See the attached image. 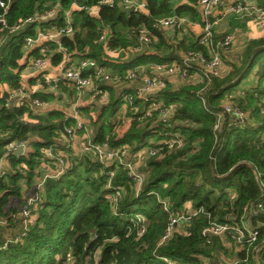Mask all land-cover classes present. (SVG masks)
<instances>
[{"label":"trees","instance_id":"obj_1","mask_svg":"<svg viewBox=\"0 0 264 264\" xmlns=\"http://www.w3.org/2000/svg\"><path fill=\"white\" fill-rule=\"evenodd\" d=\"M5 1L9 3L8 7H0V12L6 11L8 28L5 35L10 38L3 46L6 48L0 59V83H8L17 89L21 87V72L25 68L22 60L26 53V38L36 36V25L44 28L48 24L35 21L23 25L24 21L37 12L60 6L61 10L52 22L55 28H61L66 24L63 13L73 3L94 6L100 0ZM141 1L146 2L147 12L139 10L127 14L118 3L114 6L101 5L98 16L86 10H76L73 12V36L63 35L58 40L47 41L43 46H47L49 52L41 54V47H37L28 56L49 55L56 65L63 61L65 53L69 56L83 53L102 64L112 65L101 56L104 48L98 39L104 27H109L108 43L114 49L132 44L135 40L133 29L141 24L151 27L158 18L176 14L203 22L198 0ZM15 26L21 27L13 33L9 32ZM154 32L159 36V42L152 50L156 54H142L126 67L149 60L156 63L179 60L163 32L158 29H154ZM192 39L186 51L196 50L207 54L206 47L199 43L198 38ZM59 46L63 50H59ZM86 46L92 51L86 53ZM163 48H166L167 54L160 57ZM245 60L242 66L234 65L227 75L213 78L207 89L208 103L217 111L222 107L226 94L247 77L254 67L258 68L257 85L246 92L245 96L240 95L236 99L248 113L249 121L233 123L227 117L220 131L215 173L225 175L237 164L248 163L238 167L230 179L221 181L214 177L210 156L215 145L213 126L216 117L205 110L197 96L200 85H185L174 90L168 87L162 93L163 98L167 103L177 104V116L170 124L161 123L151 128L153 120L147 119L142 123L132 120L129 130L121 138L111 136L108 139L111 147L128 144L132 152H136L152 137L162 139L159 133L165 130H178L187 137L183 148H171L164 143L155 146L158 149L157 155L149 156L141 167L145 180L140 193L137 195L135 183L128 171L120 167L113 183L122 186L125 192L117 203L119 213L115 214L108 198L111 189L107 186V172L111 167L90 155L83 159L72 156L69 159L71 166L64 174L49 176L44 180L43 190L36 191L41 200L35 211V223L27 228L24 227V216L21 213L27 198L23 197L20 181L24 178L30 181L37 174L35 169L42 159L47 158L42 148L52 145L64 148L58 139L62 136L59 121L64 119V113L49 111L47 116L41 117L43 124L33 126L24 119L25 114L35 117L32 104L21 100L20 105L16 102L7 105L6 99L10 94L0 92V163L9 143L26 142L34 132L41 138L34 142L35 149L29 154L18 156L12 153L6 156L10 169L4 176H0V222H6L5 225L0 223V264H69L71 260L73 264H168L163 258L176 260L179 264H202V255L214 257L224 247L228 248L224 238L216 236L208 243L202 236L201 231L208 222L206 216L184 222L190 224L188 234L175 232L168 241L159 245L169 214L163 210L155 192L158 190L169 198L172 211L177 213L184 209L187 201H192L194 207L202 206L212 211L219 221L230 218L239 223L247 211L246 207L260 198L261 188L256 170L261 173L264 181V141L260 136L264 132V114L259 106L264 100V38L250 42ZM103 87L108 91L111 89V85ZM34 97L40 100L51 98L41 92H36ZM114 112L111 110V114ZM182 120L191 124H182ZM252 120L259 124L254 125ZM63 124L69 128L74 123L64 120ZM108 127L109 132L112 131L111 125L101 127L97 136H94L96 142L107 139ZM230 187L237 191L235 199L229 195ZM136 213L145 215L148 226L146 233L141 236L138 235L139 224L132 220ZM257 217L264 220L262 214ZM10 227L11 233L7 235ZM17 238L20 240L16 241ZM256 245L262 246L261 256H251L247 264H258V260H264V228L260 231ZM99 251L100 256L97 257ZM244 257L245 250L239 249L236 258Z\"/></svg>","mask_w":264,"mask_h":264},{"label":"built area","instance_id":"obj_2","mask_svg":"<svg viewBox=\"0 0 264 264\" xmlns=\"http://www.w3.org/2000/svg\"><path fill=\"white\" fill-rule=\"evenodd\" d=\"M123 2L126 6H135V11L139 10L148 11L146 2L141 0H100L94 6L80 5L73 3L71 8L64 11L63 15L66 24L61 28H56L55 31L45 34L41 29L36 36H29L26 38V47H31L39 43L43 38L48 41L58 40L63 35L73 36L75 33V27L73 24V12L76 10H86L89 13H96L97 15L101 5L114 6L116 3ZM8 4L5 0H0V7L7 8ZM198 7L202 13L203 22L192 20L189 17H180L176 14H172L166 17L155 19L152 26L147 24H141L132 31L134 42L124 47L110 48L109 47V31L103 30L98 41L103 44L104 52L107 55L118 56L121 53L125 54H145L154 49V46L159 42V36L154 32V29H158L163 32V35L167 37V30L174 28L178 33L187 30V26H201L202 34L198 37V41L201 45L207 49V54L203 51L190 50L181 55L179 60L174 62H159L150 63L149 69L143 71L142 66H135L128 68L123 75L112 74L108 71L107 66L101 64L96 59L90 57L81 58L79 63L68 62L66 66H63L62 76L60 79H46L41 80V85H48L49 87H57L61 80H66L70 83L78 93H82L86 88L91 87L94 90L95 96L98 99L105 102L109 97V92L103 86L118 83H132L135 87V92L129 93L124 96V106L126 109L118 113L113 120L114 129L117 130L126 126L129 120H136L140 123L145 120H153L151 128L158 125H168L177 116V104L167 103L163 98V91L169 86V77L176 75L181 80H187L192 75H197L199 78L200 88L197 91V96L202 102L205 110L213 114L216 119L213 126V132L215 135V145L210 156L213 172L217 168L218 163V144L220 139V131L222 130L225 118H229L233 123V116L243 119L247 113L236 101L225 103L219 110H213L208 103L207 89L209 88L211 81L215 77H221V69L224 66V53L231 49L234 44V34L232 32L226 33L223 36H219L217 32V25L230 14H239L241 16H249L255 26L262 31L264 38V0L261 2L256 0H198ZM60 6H55L44 12H37L33 16L26 19L23 23L27 24L35 21H45L54 19L60 11ZM22 25V26H23ZM21 26H15L10 29L9 32L13 33ZM8 28L6 11L0 12V49L8 41V35H5ZM178 35V34H176ZM168 38V37H167ZM42 53L48 52L47 46H41ZM59 50H63L59 46ZM66 54V53H65ZM51 60L49 55L37 57L32 60V67L34 69L43 68ZM87 70H90L87 72ZM21 87L11 91L9 97L6 99L7 105L21 101L22 98L19 95ZM246 92H242L241 96H245ZM20 103V102H19ZM33 103L38 106H43L44 102L37 99ZM262 111L264 112V101L261 104ZM79 110L77 106L74 108V117L78 119ZM127 118L129 120L127 121ZM178 122V121H176ZM182 124H191L187 120H182ZM78 131H84V135L78 139L76 145L77 157L93 156L96 160L101 162L107 167H111L108 174L107 186L111 189L108 194L109 200L113 204V210L116 212L117 203L122 196L123 187L114 185L113 180L117 175V171L120 167L128 171V175L134 181L136 186L137 195L140 193L145 180V173L137 165L135 160L137 152H132L131 146L123 144L118 147H111L109 138L102 142H96L95 137L90 134L88 126L81 120H77L75 126L66 128L69 139V146L73 147L74 137ZM163 138L161 143L168 144L171 148H183L187 143L186 136L176 130H165L159 133ZM196 140H194V143ZM26 142L17 143L11 142L7 146L5 156L0 163V176H4L8 170L3 165L4 160H7L6 156L15 152V150ZM141 147H145L142 145ZM149 156H155L158 153V149L153 147L149 148ZM195 150V146L194 149ZM42 152L51 159L56 158L59 162L60 169L57 171V175L60 176L71 166V163L65 156L57 150L56 146H49L42 148ZM133 156V157H131ZM50 175H46V178ZM256 177L261 188V196L258 200L251 202L247 207V211L241 218V223L234 219L227 218V221H219L212 211L205 209L204 207H194L191 210L186 208L181 212L172 211V202L169 198L161 197V193L155 192L158 195L159 202L161 203L163 210L169 214V221L164 234L161 237L159 245L168 241L176 232V228L182 225L186 221H191L193 218L200 216L207 217V224L202 229V236L206 238L208 243L212 242V239L219 236L224 239H228L236 244L241 250H245L244 258H234L224 262V264H247L251 256L257 257L261 251L262 246L256 245L259 240L260 231L264 228V220H259L257 215L262 214L264 216V181L261 178V173L256 170ZM44 178V180L46 179ZM44 180L39 186H42ZM231 199L237 197V191L234 188L228 189ZM41 197L38 193H33L27 197L21 213L24 216V227L27 228L33 225L36 220L35 211L39 205ZM255 217V223L249 224V217ZM134 223L139 224L138 235L141 236L147 231L146 217L143 214H135L132 219ZM17 238L16 241H19ZM168 264H179L178 261L168 258H163ZM73 260L69 264H73Z\"/></svg>","mask_w":264,"mask_h":264},{"label":"crops","instance_id":"obj_3","mask_svg":"<svg viewBox=\"0 0 264 264\" xmlns=\"http://www.w3.org/2000/svg\"><path fill=\"white\" fill-rule=\"evenodd\" d=\"M256 1L261 2L262 0H256ZM93 14H96V13H92L91 15H93ZM93 16H98V14L93 15ZM243 17H245V16H241L239 14H230V15L226 16L216 27L217 32H219V34H221L219 36H223L224 34L230 33V32H232L234 34L233 46L231 47L230 50L225 51V53H224V57H223L224 58V66L221 69V74H222L221 76H225L231 71L230 68L227 69L228 68L227 61L231 59L232 56H230V55H231V53H233V50H235L236 43L237 42L239 43V41H241L243 39H247V37H248L247 33L242 38H241V36H239L236 33V28L239 27V24H240L237 21H239ZM247 17H249V16H247ZM52 20L53 19L41 21V22H44V24L48 23L44 26V28L40 25H36V30H37L36 33L38 34V32L41 29H43V32L44 31L46 32L45 34H48L49 32L55 31L56 28H55V25H53L54 22H52ZM248 25L251 28H253L252 29V31H253L252 35L255 36L254 37L255 39L263 38L262 31H260L255 26V24L250 19V17H249ZM186 29L187 30L179 32V33H178L177 29H174V28L167 30V32H168L167 37L168 38L166 37L165 40L167 41L168 45H171V47L172 46L174 47V48L173 47L172 48L175 49V52L177 53V56H179V59L181 58V55L186 52V50H187L186 47L188 45H190V41L193 40L192 38H194V37H195V39L198 38L202 34V31H203L201 26H187ZM103 30L109 31V27H104ZM176 34H178V35H176ZM47 41H48L47 39L43 38L39 43H37L31 47H25L26 53H25V56L22 60V63L25 64V68L21 72V80H20L21 91H19V95L22 98V100L29 101L32 104V107L35 111L34 112L35 117H32L28 114H25V116H24L25 121L29 122L33 126L43 124L41 117L47 116V113L49 111L58 110V111H61L64 113V119L62 120L63 122H64V120H68L71 123H74L72 126H75L77 120L79 119V120L83 121L86 126H88L89 132L93 136H97L98 131H100L101 127L106 126V125H108V126L111 125L112 131L109 132V127H108V132L106 133V138H110L111 136H117L118 138H121L129 130V128L132 124V120H129V118H127V121L128 120L129 121L127 122L126 126L119 128L117 130L114 129L113 120L115 119V117L117 116L118 113H121L126 109V106H124L125 102H124L123 98L125 95H127L129 93L135 92L134 85L132 83H128V82L124 83L123 82V83H118L119 85L115 84L114 86H111L110 91H108L109 97L107 100H105V102L99 100L98 96H95L94 90L91 87L86 88L82 93L79 94L78 91L70 83H68L66 80H61L59 82V85L55 88L49 87L46 84L41 85L39 83V81H41V80H46L49 78L50 79H60L62 76V71H63L62 67L66 66L68 64V62L79 63L81 58L88 57V56H85L83 53L82 54L80 53V54H77L74 56H71V55L69 56L68 54H65L63 61L59 64L55 65L52 63V60H50L49 63L47 65H45L43 68L34 69L31 64H32V60L37 58V57H29L28 55H29L30 51H32L34 48L41 47ZM40 51L42 54L41 49H40ZM90 51H92L90 49V47L86 46L85 52L88 53ZM48 52H49V50H48ZM50 52L53 53L54 50H50ZM152 52L156 54V52H154V51H150L147 53H152ZM166 54H167L166 48H163L161 53H159V56L164 57ZM101 56L105 62L112 63V65L104 64L105 66H107L108 71L112 74H118V75L125 74L126 70L128 68H132L135 66H142L143 71L148 70L149 69L148 65L150 63L156 62V61L149 60L145 63L137 64V65L131 66V67H126L130 61H133L136 58L140 57V54L121 53L118 56H115V55L110 56V55L105 54V52L102 51ZM172 62H174V61H172ZM237 64L240 65L239 62H237ZM246 67H247V64H246L245 68ZM257 70H258V68L256 66L250 72H254L257 75ZM88 71H90V70H87V72ZM253 77L254 76H252V78ZM258 78L259 77L257 75V80L255 81V83H256L255 86L258 83ZM199 84H200L199 78L195 74L192 75L187 80H181L178 76L173 75V76L169 77V86L168 87H171L172 90H174V89L181 88V86H185V85H198L199 86ZM13 90H15V89H13L8 83H6V84L0 83V92L1 93H3V94L4 93H10ZM248 91H250V90H248ZM248 91L242 90L240 92V95L242 92H248ZM36 92H41L47 96H51V98L49 100H45V99L41 100L44 102L43 106L35 105L33 103V101L37 100V97L36 98L34 97V94ZM240 95H239V97H240ZM231 97H233V96H231ZM226 98L227 97H225L224 100H226ZM224 100H223L222 104L232 102V100H230V99H228L226 101H224ZM114 101H117V102H114ZM263 101L261 103H263ZM16 103L18 105L21 104V102L19 103V101ZM76 106L79 110L78 119L74 117V108ZM259 106L261 109V113L264 114L260 104H259ZM111 110H115V112L113 114H111ZM245 118H247V121H243V123H246L249 121L248 113H247ZM251 122L254 125L259 124V122H257L256 120H252ZM63 126H64V124H63ZM64 128H65V132L62 131V129H61L62 136H60L58 138L60 140V143L64 145V148H61V149L57 148V150L62 154V156H65L66 159L69 161V159L71 160L72 156H74V157L78 156V155H75L76 145H77L78 139L84 135V131H78L77 132L76 136L74 137V145L75 146L70 147L69 146V143H70L69 139H71V137L68 136V134L66 132V127H64ZM37 134L38 133H36V132L31 133L30 139L28 141H26V144H24L25 148H26V153L23 155H27L30 152L34 151V149H35L34 142L41 140V138ZM260 136H261L262 140L264 141V132H262L260 134ZM161 140L162 139L159 137H156V136L152 137L151 139H149V141L147 142L145 147H140L136 151L137 156H136L135 160L137 161V165L140 168L145 165V163L148 159V154H149V150H150L149 148H153L156 145L161 144ZM83 157L81 159H83ZM131 157H133V156H131ZM3 165L6 168L10 169V164H9L8 160H4ZM59 169H60L59 162L56 158L51 159V158L47 157L46 159H42L41 164L39 166H37V168L35 169L37 174L34 175L30 181L27 180V178H24L20 181L21 192L23 194V197L27 198V197L31 196V194L35 193L38 189L43 190L44 183L42 186H39V185L44 180V178H46V175H50V176L52 175V176L58 177L57 171ZM215 174L216 173H214V175ZM156 192H158V190ZM36 193H38V192H36ZM39 196H40V194H39ZM161 197H164V195L161 194ZM185 206H186V208H188L190 210L192 208H194V204L192 201H187L185 203ZM19 217H20V215H18V218ZM254 219H255V217H252V216L249 217L248 220H249L250 225H253ZM0 223H1V225L6 224V222H3V221ZM186 225H187V227H186ZM189 226H190V224L188 222L185 224L183 223L182 225H179L176 228V232L181 233V234H188ZM18 229L20 231V227H18ZM11 230L12 229L10 227L7 230L6 234L9 235L11 233ZM224 244L226 246L230 247V242H228V239H224ZM234 245L238 248V250L240 249L236 244H234ZM99 256H100V251H99L97 257H99ZM218 256H219V254L214 256V257L208 256V255H205V256L202 255L201 256L202 264H224V262H226V259L220 258V257L218 258ZM259 256H261L260 252L258 253L256 258H259ZM262 259H264V258H262ZM263 261L258 260L257 262H258V264H264Z\"/></svg>","mask_w":264,"mask_h":264},{"label":"rangeland","instance_id":"obj_4","mask_svg":"<svg viewBox=\"0 0 264 264\" xmlns=\"http://www.w3.org/2000/svg\"><path fill=\"white\" fill-rule=\"evenodd\" d=\"M237 22H239L240 24H239V27L236 28V33L239 36H241V38L244 37V35L247 33L248 37H247V39H243V40L239 41V43L238 42L236 43V48H235V50H233V53H231V55H230L232 57L230 60L227 61V66H228L227 69L230 68V70L234 65H239V64H237V62H239L240 65H243L245 63V61H246L245 59H246V55H247V47L250 44V42L255 39L254 38L255 36L252 35V32H253L252 29L253 28H251L248 25L249 17L245 16ZM44 33H46V32L44 31ZM5 48L6 47H3L1 52H0V59L4 54ZM248 75L249 76L243 78L240 81L241 84L240 83H239V85L237 84L236 85L237 87H235L232 91H230L229 93L226 94V97H227L226 100L230 99L232 101H234V100L236 101V99L239 97L240 92L242 90L248 91V90H252V88L255 87V84H256L255 81L257 80V75L254 72H250V74H248ZM252 76H254V77L252 78ZM231 96H233V97H231ZM226 100H224V101H226ZM124 192H125V190L122 191V195L124 194ZM220 205H222V201H220ZM118 213H119L118 210H116L115 214H118ZM138 214H143V213H138ZM134 216L135 215H133V218H134ZM143 216H145V215L143 214ZM186 227H187V225H186ZM229 242H230V247H228V248L224 247V250H222V252L219 253L218 258L219 257L224 258V259H226V261H228V260L234 259L236 257V255L238 253V248L234 245V243L232 241H229Z\"/></svg>","mask_w":264,"mask_h":264},{"label":"water","instance_id":"obj_5","mask_svg":"<svg viewBox=\"0 0 264 264\" xmlns=\"http://www.w3.org/2000/svg\"><path fill=\"white\" fill-rule=\"evenodd\" d=\"M119 7L121 8L122 11L126 12L127 14H131L135 11V6H126L123 2H119L118 3ZM234 118V122H243V121H247V118H243V119H240V118H237L235 115L233 116ZM59 126L60 128L62 129V131L65 132V128L63 126V121L61 120L59 122ZM26 153V148H25V145L24 144H21L16 150H15V154L16 155H23ZM243 164H248L246 162H242V163H239L237 164L236 166H234L227 174L225 175H219V174H215L214 177L215 179L217 180H227V179H230L234 173L236 172V170L238 169V167H240L241 165Z\"/></svg>","mask_w":264,"mask_h":264}]
</instances>
